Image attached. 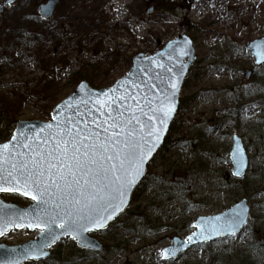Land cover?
Instances as JSON below:
<instances>
[{"label": "rangeland", "instance_id": "obj_1", "mask_svg": "<svg viewBox=\"0 0 264 264\" xmlns=\"http://www.w3.org/2000/svg\"><path fill=\"white\" fill-rule=\"evenodd\" d=\"M46 1L17 0L0 15L1 143L18 121H50L81 75L94 89L108 88L127 74L135 54H154L179 34L192 40L196 59L129 206L106 230L90 232L102 250L64 238L44 264H264V66L256 68L244 48L264 36V0H59L43 20L38 6ZM245 70L252 71L249 79ZM233 134L247 157L241 178L231 174ZM241 199L249 219L239 233L162 258L173 238L187 239L198 216ZM35 235L13 230L0 243Z\"/></svg>", "mask_w": 264, "mask_h": 264}, {"label": "water", "instance_id": "obj_2", "mask_svg": "<svg viewBox=\"0 0 264 264\" xmlns=\"http://www.w3.org/2000/svg\"><path fill=\"white\" fill-rule=\"evenodd\" d=\"M15 1L6 0L3 5H0V15L5 6L11 5ZM57 3L58 0H47L45 3L40 4L38 7L39 17L43 20H49L53 16ZM152 10L153 7H150L146 13L150 14ZM245 50L254 58L256 67L264 65V37L248 42ZM195 59L192 40L188 36L180 34L166 42L154 54H135L132 57V65L127 74L117 79L109 88L94 89L86 81H80L69 95L53 107L50 112L51 122L26 120L16 123L10 139L0 143V146L9 145L5 155H8V152L13 153V155L15 153H23V156L18 157V159L22 160L27 159L30 155L38 159L39 155L49 151L54 145L53 137H56L58 131L68 130L75 133L77 127L84 129L85 125H87V128L100 133L98 140L101 142L106 135L112 137L113 133L116 134V137L113 138L123 140L125 137L120 133L119 128L112 129L109 127L112 122L108 120L106 115L108 111H111L113 116L123 113V118L125 119L131 117L134 113L141 121L140 124H137L135 120H132V124L129 125V127L135 126L137 129L135 139L143 144L145 153H147L148 148L153 143L156 146L152 149L146 162L139 166V175L135 174L136 161H133L131 164L126 165L128 173L123 174L122 180L112 186L114 190L123 185V190L126 192L123 197L122 211H114L110 207L109 212L113 213L112 219L106 220L103 228L91 225L90 229L83 233V237H77V239H73L71 234H63V230L59 226L53 225V232L59 238L52 242V236L48 235L46 230L45 232L41 231L42 226H28L33 221V209H37L35 215L41 214L36 201L32 200L30 195H20L19 192L0 193L18 194L29 201L27 206L20 207L0 198V206H8L3 209V213H0V216L3 217L0 218V230L3 231L0 239L14 229H27L29 232L38 231L35 238L23 244L6 245L0 243V264H26L29 261L34 263L43 262L50 257V249L64 238L75 240L79 248L95 252L102 250V245L91 237L89 233L94 230H106L128 207L132 194L146 176L148 163L163 145L165 136L179 107V94L183 81ZM249 76L250 72L246 71L245 77L249 78ZM145 101L150 102V104ZM161 101L165 105H170L173 109L163 124L159 122V118L163 113L158 112L155 114L154 119H148V116H153V113L149 111V107H158ZM138 102L143 107V112H141L140 107H137ZM144 113H147V115ZM106 120L107 123H104ZM94 121L99 124V127ZM105 128H108L107 133L103 131ZM152 129L160 130V139L158 141L156 140L155 132L152 135H148ZM65 138H67V132H65ZM93 139L95 140L96 138ZM25 144L30 147H24ZM229 159L232 165L231 174L236 178L243 177L247 170V157L241 139L237 135L232 137ZM53 171L55 170L53 169ZM133 177L135 182L129 188L128 181L133 179ZM112 194L117 197L112 201V204L119 205V194L115 191ZM12 213L16 215L11 216ZM20 214L26 215L23 219H17ZM248 218L249 206L245 199H241L235 205L219 214L200 216L193 223L195 230L188 238L186 240L173 238L172 245L162 250V258L164 260L176 259L181 253L194 246L207 244L237 234L247 224ZM17 225L21 226L18 227ZM189 237H191V240H189Z\"/></svg>", "mask_w": 264, "mask_h": 264}, {"label": "snow or ice", "instance_id": "obj_3", "mask_svg": "<svg viewBox=\"0 0 264 264\" xmlns=\"http://www.w3.org/2000/svg\"><path fill=\"white\" fill-rule=\"evenodd\" d=\"M137 107L143 112L139 102ZM172 110L170 105H165L161 101L160 106L149 107L153 116H148V119H154L155 114L160 112L163 115L159 122L163 124ZM106 115L112 122L109 127L119 128L125 137L123 140L113 138L116 137L113 133L112 137L106 135L101 142L98 140L100 133L85 125L84 129L77 127L75 133L68 130L58 131L56 137H53V147L45 154L39 155L38 159L31 155L24 160L18 159L23 153L13 155L8 152V155H5L9 145L0 146V193L19 192L20 195H30V198L36 201L41 214L35 215L37 209H33V221L28 226H42L41 231L46 230L47 234L52 236V242L59 238L53 232V225L59 226L63 234H71L73 239H77L83 237V233L87 232L91 225L103 228L106 220L112 219L110 207L114 211H122L126 192L123 185L114 190L112 186L122 180L123 174L128 173L126 165L133 161H136L135 174L139 175V166L146 162L156 146L153 143L145 153L143 144L135 139L137 129L129 125L132 124V120L137 124L141 121L134 113L127 119L123 118V113L113 116L112 112L108 111ZM104 123H107V120ZM103 131L107 133L108 128ZM153 132L156 133L158 141L160 130L152 129L148 135H152ZM90 140L92 142H86ZM24 147L30 146L25 144ZM134 182L133 177L128 181V187L130 188ZM113 191L119 194V205L112 204L117 198L112 194ZM7 207L0 206V213ZM25 215L20 214L17 219H23ZM0 235H3L2 230Z\"/></svg>", "mask_w": 264, "mask_h": 264}, {"label": "bare ground", "instance_id": "obj_4", "mask_svg": "<svg viewBox=\"0 0 264 264\" xmlns=\"http://www.w3.org/2000/svg\"><path fill=\"white\" fill-rule=\"evenodd\" d=\"M197 23H199V22H197ZM5 196H16V197H20L21 199L26 200L25 198H23L22 196H20V195H18V194H5ZM7 202H9V203H14V204H16V205H18V206H20V207H25V206L28 205V204H27V205H25V206H21V205H19L18 203L13 202V201H7ZM111 224H112V223H111ZM111 224H110V225H111ZM33 232H36V234L38 233L37 230L32 231V233H33ZM89 235H90V233H89ZM35 236H36V235H35ZM91 237H92V236H91ZM34 238H35V237H34ZM69 239H70V238H69ZM71 240H73V239H71ZM73 241H75V240H73ZM56 245H57V244H56ZM56 245H55V246H56ZM75 245H76V241H75ZM55 246H54V247H55ZM76 246H77V245H76ZM54 247H53V248H54ZM53 248L50 249V252H51L50 257H49L47 260H44L45 263H46V262L52 257V255H53V251H52V249H53ZM78 248H79V247H78ZM81 249H84V248H81ZM86 250H89V249H86ZM28 263H34V262L29 261V262H27V264H28ZM34 264H36V263H34Z\"/></svg>", "mask_w": 264, "mask_h": 264}, {"label": "trees", "instance_id": "obj_5", "mask_svg": "<svg viewBox=\"0 0 264 264\" xmlns=\"http://www.w3.org/2000/svg\"><path fill=\"white\" fill-rule=\"evenodd\" d=\"M44 62L43 61H40L39 62V64H40V66H41V68L43 69L44 68V64H43ZM81 80H84V81H87V78H86V76L85 75H81V76H79V78H77L75 81H77L76 83H78V82H80ZM91 86V85H90ZM55 255H54V253H53V255H52V257L51 258H53ZM50 258V259H51ZM49 259V260H50ZM48 260V261H49ZM45 262H43V263H37V264H44ZM28 264H34V263H28Z\"/></svg>", "mask_w": 264, "mask_h": 264}, {"label": "flooded vegetation", "instance_id": "obj_6", "mask_svg": "<svg viewBox=\"0 0 264 264\" xmlns=\"http://www.w3.org/2000/svg\"><path fill=\"white\" fill-rule=\"evenodd\" d=\"M261 38V37H260ZM253 63H254V60H253ZM264 66V65H263ZM260 67H262V66H260ZM256 68H259V67H256ZM246 71H249L250 72V76H249V78L252 76V71L251 70H245V73H246ZM245 73H244V77H245ZM249 78H246L245 77V79H249Z\"/></svg>", "mask_w": 264, "mask_h": 264}]
</instances>
